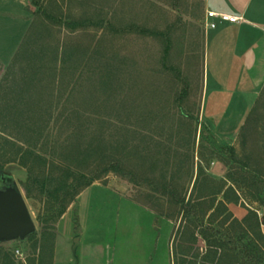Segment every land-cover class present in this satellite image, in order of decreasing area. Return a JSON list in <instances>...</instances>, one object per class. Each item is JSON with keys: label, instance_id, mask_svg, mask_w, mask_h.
<instances>
[{"label": "rangeland", "instance_id": "obj_1", "mask_svg": "<svg viewBox=\"0 0 264 264\" xmlns=\"http://www.w3.org/2000/svg\"><path fill=\"white\" fill-rule=\"evenodd\" d=\"M33 6L30 35L10 56L17 32L0 14V170L14 178L36 225L26 239L0 243V264H173L181 258L180 246H191V254L204 252L200 229L193 231L195 243L188 241L193 219L183 217L168 192L172 188L186 199L202 194L201 184L194 186L197 175L203 176L199 166L233 186L240 197L229 205L234 217L255 212L264 229V203L258 199L264 186H254L250 177L256 171L254 177L264 179V98L237 135L223 139L210 128L207 121L213 122L203 112L212 105H202L201 98V0H34ZM66 19L88 27L72 32ZM33 29L42 30L41 36ZM84 35L104 41L100 51L125 59L132 76L127 98H92L81 131L82 149L97 140L107 157L120 151L125 174L99 166L93 172L98 178L58 216L62 195L49 190L68 174L67 167H85L64 158L75 130L63 108L70 79L53 94L47 89L39 95L40 85L29 76L40 57L53 58L58 43ZM44 97L39 105L32 99ZM223 98L217 117L228 136L237 131L242 104ZM197 224L207 225L205 219ZM212 227L222 236L223 228Z\"/></svg>", "mask_w": 264, "mask_h": 264}, {"label": "trees", "instance_id": "obj_2", "mask_svg": "<svg viewBox=\"0 0 264 264\" xmlns=\"http://www.w3.org/2000/svg\"><path fill=\"white\" fill-rule=\"evenodd\" d=\"M64 23L72 32L88 27L72 21H64ZM33 31L38 37L43 32L34 29ZM29 35L30 33L25 37H29ZM89 38L84 35V37L64 39L63 42L55 46L51 60L47 61L42 58L43 56L39 58L40 64L29 76L32 85H40L38 88L40 90L39 95H44L47 89L52 90V92L46 94H53L57 87H62L63 81L70 79L63 90L65 94L63 108L67 111L66 117L74 123L75 130L74 134L68 139L67 152L64 158L68 164L69 162L70 164L77 162V165H75L78 166L83 163L85 167L79 168L78 172L67 167L68 174L63 179L57 180L59 185L55 186L53 190H49L57 197L62 195V209L58 216L64 213L69 203L85 187L98 178L93 172L98 170L99 166L105 172L113 171L118 175L125 174L124 158L120 151L116 152L114 156L109 155L107 157L99 141L93 139L89 146L82 149L83 109L91 106L92 98L97 96V100L107 101L108 103L110 101L115 102L116 98H127L125 92L127 93L129 89L133 90L132 85L128 82L132 76L127 74L126 67L128 63L126 60L108 56L99 49L104 41L100 38ZM47 65L50 66L47 67ZM56 77H59L58 81ZM28 90L26 89V91ZM36 92L34 93L36 94ZM32 99L38 104L45 97ZM97 121L101 128L102 123L98 119ZM93 142L97 144L95 148L91 145ZM199 171L203 176L199 179L200 177L197 175L194 186L198 187L201 184L202 194L195 197L190 196L191 198L186 199L183 196H177L172 188H169L168 192L173 203L179 206L183 217L188 220L193 219L189 223L192 226V231L191 238L188 241L195 243L196 238L193 231L199 228L200 237L206 244V250L204 252L197 250V252L191 254V246H180L181 258L175 257L173 264H264V229L257 214L250 211V215L248 214L243 219L238 220L228 208V203H238L240 200L233 186L226 187V180L216 181L206 176L201 166H199ZM84 172L89 173V178L88 175L85 176ZM246 173L244 172V174ZM256 173V171L250 173L251 183L256 187L260 184L264 186V179L254 177ZM70 179L75 180L74 184H68L67 186ZM47 182L50 183L49 180ZM41 186L44 187L43 184ZM219 195H222V199H218ZM258 199L264 203V197ZM203 219L206 220L207 225L205 227L200 226L202 224H197L198 221ZM212 225H216L217 229H224V233H221L222 236L218 237L219 232L218 230L214 231L215 228Z\"/></svg>", "mask_w": 264, "mask_h": 264}, {"label": "crops", "instance_id": "obj_3", "mask_svg": "<svg viewBox=\"0 0 264 264\" xmlns=\"http://www.w3.org/2000/svg\"><path fill=\"white\" fill-rule=\"evenodd\" d=\"M33 2L0 0V14L11 21V31L17 32L14 47L9 53L7 51L9 56L17 50L30 27L35 14ZM201 7L202 13L197 19L204 64L201 98L202 105L208 101L212 105L211 111L208 114L203 112V115L212 120L217 135L229 139L243 128L255 103L264 98V0H201ZM208 10L226 12L241 19L238 22H221L216 28H210L206 26ZM228 96L238 100L242 107L235 127L237 131L227 136L224 128L221 129L223 122L217 117V109L223 97ZM231 203H228L230 211Z\"/></svg>", "mask_w": 264, "mask_h": 264}, {"label": "water", "instance_id": "obj_4", "mask_svg": "<svg viewBox=\"0 0 264 264\" xmlns=\"http://www.w3.org/2000/svg\"><path fill=\"white\" fill-rule=\"evenodd\" d=\"M261 222L264 225V212ZM35 232L36 225L14 178L0 170V243L22 241Z\"/></svg>", "mask_w": 264, "mask_h": 264}, {"label": "built area", "instance_id": "obj_5", "mask_svg": "<svg viewBox=\"0 0 264 264\" xmlns=\"http://www.w3.org/2000/svg\"><path fill=\"white\" fill-rule=\"evenodd\" d=\"M206 18V26L210 28H216L221 22H238L241 19V17L216 10H208L206 12Z\"/></svg>", "mask_w": 264, "mask_h": 264}]
</instances>
